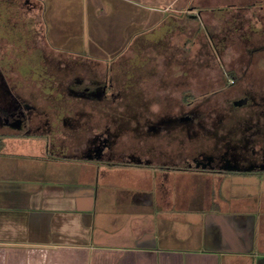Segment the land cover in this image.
Wrapping results in <instances>:
<instances>
[{
    "label": "crops",
    "instance_id": "0c3cea01",
    "mask_svg": "<svg viewBox=\"0 0 264 264\" xmlns=\"http://www.w3.org/2000/svg\"><path fill=\"white\" fill-rule=\"evenodd\" d=\"M26 3L27 17L0 18V71L10 87L0 104L42 110L27 132L0 118V264H264V171L158 166L146 126L179 112L174 97L192 103L194 89H264V0H136L145 15L133 12L131 41L113 62L132 89L96 99L133 102L130 119L147 128L133 132L129 150L139 154L124 160L93 149L105 112L49 110L78 99L62 94L59 65L45 63V55L60 59L45 16L56 0ZM25 58L41 79H29ZM252 145L263 148L264 138Z\"/></svg>",
    "mask_w": 264,
    "mask_h": 264
},
{
    "label": "rangeland",
    "instance_id": "374dc122",
    "mask_svg": "<svg viewBox=\"0 0 264 264\" xmlns=\"http://www.w3.org/2000/svg\"><path fill=\"white\" fill-rule=\"evenodd\" d=\"M18 1H21L20 4H16L17 10L19 9L18 18L21 20L29 14H26L25 5L22 3L25 0ZM135 2L136 0H56L57 5H55V8L45 9V16L48 21L47 35L52 40L50 43L60 58L57 60L56 58L54 59L52 55H45V63L58 64L59 67L61 65V69L59 68L60 70L58 72L60 74L59 79L62 94L73 95V93L70 92L71 89L75 87L72 83V79L80 76L84 77V82L77 85L78 89L89 86L91 92L102 85L109 84L108 88H106V93L115 99H117L118 95L128 90L131 91L132 87L129 89L122 87L123 75L122 72H120L121 65L116 63L113 64V62L122 54L125 45L131 41L132 32L134 30V23L132 21L133 12L141 11V16L145 15L142 14L145 10L139 7ZM29 58L31 62L32 57L30 56ZM23 64L22 67L24 71H27V68L33 69V67L26 65V58ZM68 64L69 66L77 64V71L69 70V67L65 68ZM79 66H87L92 71L89 72L86 70L80 73ZM107 66L110 67L107 68ZM27 75L29 79H36L37 77L40 79L42 78V72L37 73L30 71ZM44 76L46 82H49V78H52L51 72H45ZM90 77H92V81L89 79ZM194 90L196 91V96H198L197 99L193 98V102L189 107H195L197 102L202 101L203 97H207V102L210 103L204 106L208 111L217 108L219 112L228 111L229 113L232 108L230 109L231 105L228 102L243 98L246 95L254 97L261 103L256 109L243 107L234 110L237 117H239V119H237L243 124L251 121L252 118H250V120L248 119L249 112L256 110L258 112L264 111V89L261 88L226 87ZM191 92L192 89H189V93ZM176 99L178 100V105H176L177 103H173V111L180 112L183 109V104L184 106L187 105L186 103H180V100H182L181 98L174 97L173 101L176 102ZM35 106L36 111L42 110V108H38L37 105ZM53 106L54 105H50V111L54 109L58 110L57 108L60 107L61 111H72L76 113L79 111L85 113L105 112L108 123L106 127H103L100 139L108 138L110 146L106 147L103 153L109 160H124L128 158V154H133V151L129 150L132 149V145H134V139L132 137L133 132H145V134H147V128L146 131H141L143 128L137 124L139 122L138 120L134 121L133 119H129V117L136 116L135 113H137L136 105L131 101L128 102L125 100L124 103V101L119 100L118 102L115 101L109 104L97 103L96 108H92L90 105L89 107L85 106L82 108L79 104H60L55 105V107ZM184 109L187 108L185 107ZM122 116H124V118ZM208 122H210V125L208 124L206 126L207 128L205 127L208 132L203 131L202 127H191L187 125L188 134L186 133L185 135L176 132L174 129L171 132L172 134H163L164 136L153 133V142H155L156 147H158L156 149L157 165L163 167H174L175 165L187 167L188 165H195L194 168L189 167L190 170L195 171H207L208 168H213L209 173H214L216 170H222L226 173L234 172V174L241 172L236 170L239 165V160L242 159L239 154L244 153L245 157L247 155L249 158L250 153L242 152L243 149L239 148V146L242 145V138L239 135H237L234 140V145H238L239 148L238 152H235L237 154L236 158L231 157L229 160H223L221 164L218 163L216 166H214L215 163L213 165L212 162L207 163L206 161L198 159L200 158L199 154L202 152H207L210 155H220L222 153V146H224L225 141L220 140V137H223V134L226 132L220 130L218 126H213L212 121ZM226 124H228V122ZM180 125L182 126V124ZM95 132L97 133V131ZM143 138L144 135L142 136V141ZM230 138L231 137L228 139ZM263 138L264 136H261L257 141L262 142ZM143 144L142 142V148ZM142 148L140 152L141 155L147 156L148 153H145V149ZM126 149H128V151ZM258 151H260V148ZM134 153L137 154L136 156L139 154L135 151ZM150 153L154 155V151ZM257 159H260V157ZM251 165L250 167H254V164ZM250 173H255L256 175V171ZM236 177H238V179H243L242 181H246V176H241L239 174L233 176V178L237 179Z\"/></svg>",
    "mask_w": 264,
    "mask_h": 264
},
{
    "label": "flooded vegetation",
    "instance_id": "af4514ba",
    "mask_svg": "<svg viewBox=\"0 0 264 264\" xmlns=\"http://www.w3.org/2000/svg\"><path fill=\"white\" fill-rule=\"evenodd\" d=\"M26 1L28 2L29 0H25L24 2H22L25 5L24 6L25 12L27 11V9H30V8L26 9V5H27ZM18 2H19L18 0H0V18H4L10 23L12 22V19H15V22H17V20L19 19L18 18L19 9L17 10L16 4H20L21 1L19 3ZM68 67L69 70L72 71H77L78 69L77 64H74L72 66H69L68 64L65 66V68ZM79 67H80L79 70L80 73L86 70H88L89 72L92 71L87 66H83V67L79 66ZM83 78L84 77L80 76L72 79V83L75 85V87L71 89L70 92L73 93L75 96H77L78 99V101L75 104L81 105L82 108L85 106L89 107V105L92 108H96V104H97L96 99L106 94V88H108L109 84L102 85L99 88L92 90L91 92L89 86H85L82 89H78L77 85L84 82ZM89 79L92 81V77H90ZM9 89L10 87L8 83V77L6 73L0 71V91L2 92L1 93L2 96H5L6 93L9 91ZM111 98L115 99L113 97ZM206 98L203 97L202 101L197 102V105L191 108L189 107L191 103L186 102L187 106H184L183 104V109L176 115L159 114L156 119L147 120L146 126L150 130L151 135L153 133H156L157 135L164 136L167 133H171L173 129L176 130V132L185 135L186 133L188 134V128L186 127L187 125L188 126L190 125L191 127H202L203 131L208 132L206 126L210 123L208 121H212L213 126L215 127L218 126L220 130L226 132L223 134L224 135L223 137H220V140L225 141L224 146H222V153L220 155L217 154L210 155L207 152H202L201 154H199L200 158L198 159L206 161L207 163L212 162L213 165L215 163L214 166H216L218 163L221 164L223 160H229L231 157L236 158L237 154L235 152H238V149L240 148L243 149L242 152H249L250 156L248 158L247 155L245 157L244 153H240L239 156L242 159L239 160L238 162L239 165L236 170H239L241 172L264 171V147L263 148L261 147L260 151L256 150L255 147H253V149H250L253 146L252 143L257 141V139L260 138L263 134L262 132L264 130L263 129L264 111L258 112L256 110L249 112L248 119L249 120L250 118L252 119L250 122H245L244 124L240 123V121L238 120L239 117H237V114L234 111L238 108H243V107L256 109L259 105H261V103L258 102L254 97H250L249 95H246L243 98L228 102L231 105L230 109L232 108V110L229 111L228 113V111L219 112L217 108L211 111L206 110L204 105L210 103L207 102ZM185 107L187 109H184ZM35 111H36L35 105L19 102L17 99H14V102L9 100L8 103L0 104L1 122L4 123V121H7L9 125L19 126L21 127L22 130H25L27 132L29 130L27 120L32 113H35ZM83 113L85 112L82 111L77 112V114H83ZM122 117L124 118V116ZM130 118L131 117H129V119ZM227 122L228 124H226ZM180 124H182V126ZM237 135L241 136L242 138L241 140L243 146L241 145L239 146V148L238 145L237 146L234 145V140ZM229 137L231 138L228 139ZM91 143L93 145L94 150L98 149V147L106 148L110 146L108 143V138L100 139V137H94ZM157 148L158 147L155 146V151L153 153L155 157H157L156 156ZM95 153L99 157L104 156L103 152L100 153L95 152ZM131 157L135 158L136 155H134L133 153L131 154ZM259 157L260 159H257ZM246 163L249 165H246ZM251 164H254V167H250L252 166Z\"/></svg>",
    "mask_w": 264,
    "mask_h": 264
},
{
    "label": "trees",
    "instance_id": "16d2710c",
    "mask_svg": "<svg viewBox=\"0 0 264 264\" xmlns=\"http://www.w3.org/2000/svg\"><path fill=\"white\" fill-rule=\"evenodd\" d=\"M188 97H190V95H186V97H185L186 102H188ZM1 140H2V138L0 137V142H2Z\"/></svg>",
    "mask_w": 264,
    "mask_h": 264
}]
</instances>
